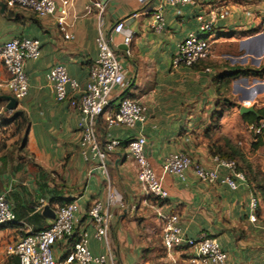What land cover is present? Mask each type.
<instances>
[{
	"label": "crops",
	"instance_id": "0c3cea01",
	"mask_svg": "<svg viewBox=\"0 0 264 264\" xmlns=\"http://www.w3.org/2000/svg\"><path fill=\"white\" fill-rule=\"evenodd\" d=\"M53 1L56 13L39 18L19 7L7 8L0 0V44L32 38L39 40L41 48L37 60L25 62L28 92L14 110H6L3 97L11 95L0 89V193L7 195L18 216V224L5 230L14 235L11 243L23 234L22 229L39 230L52 222L42 215L45 205L54 210L77 200L81 224L76 232L87 231L91 253L107 256L111 264H171L165 250L163 256L156 255L155 239H160L161 232L156 209L177 215L187 237L201 233L215 237L227 253L226 264H264L261 190L260 194L247 183L235 190L203 183L186 171L184 181L163 176L168 198L154 201L141 190L136 164L126 150L131 138L144 136L145 155L154 173L161 176L164 159L174 153H186L203 166L213 167L212 153L219 148L227 151V141L242 151L254 173L264 175V138H255L246 128L252 115L263 111L264 117V0H198L194 6H164V29L159 33L151 30L150 22L161 0H101L102 9L90 13L85 9L88 0H67L71 5L65 30L73 35L69 41L57 23L63 0ZM222 12L227 14L214 22L210 58L192 67H172L179 44L198 31L197 16L208 21ZM119 21L124 24L123 34L113 31ZM99 33L110 40L126 84L122 92L118 88L112 91L109 107L94 121L100 142H120L103 162L91 153L88 159L82 156L81 115L68 102L80 97L97 58L95 38ZM127 33L131 35L128 46L123 44ZM58 64L78 84L77 89L67 87L64 102L56 100L46 79ZM237 71L246 73L226 77ZM7 77L0 66V80ZM120 94L145 106L144 122L132 128H107L106 117L114 112ZM241 107L253 111L241 114ZM14 111L23 114L27 127L10 134L7 127L11 125L5 119ZM227 172L219 169L221 175ZM110 190L118 194L122 206L107 205ZM251 197L259 200L255 222L249 220ZM95 201L111 215L105 241L93 238L88 224L86 211ZM34 214L41 216L37 223L25 222ZM64 247L63 243L54 247L57 259L63 256ZM189 252L177 249L171 257L176 264H189Z\"/></svg>",
	"mask_w": 264,
	"mask_h": 264
},
{
	"label": "built area",
	"instance_id": "2783aa9c",
	"mask_svg": "<svg viewBox=\"0 0 264 264\" xmlns=\"http://www.w3.org/2000/svg\"><path fill=\"white\" fill-rule=\"evenodd\" d=\"M7 8L19 7L31 11L39 18L54 15L57 7L53 0H1ZM145 1V0H140ZM198 0H161L152 15L150 28L154 32L164 29V18L162 8L164 6H194ZM60 7V15L57 23L63 38L72 40L73 35L66 32L67 7L69 1L63 0ZM87 13L93 9L101 10V0H88L85 6ZM179 14L180 11H177ZM226 12L213 15L208 21L198 15L199 28L197 32L188 36L179 44L177 52L172 59V67H192L211 56V36L213 34L214 22L217 18L226 16ZM113 31L116 34L124 33V24L117 22ZM131 41L130 33L123 35V44L128 46ZM97 58L90 67L87 81L82 88L78 99L68 100L67 87L77 89L78 84L71 79L63 64L53 66L47 73L46 79L51 84L55 98L58 102L68 100L71 107H75L81 115L79 148L82 156L88 159L89 153L92 157L103 162L112 153L120 142L115 139L104 143L96 138L94 121L102 116L109 107L111 93L115 88L120 92L126 86L124 73L119 60L116 58L114 49L109 39L102 33L95 38ZM40 42L32 38H13L0 44V66L7 74V79L0 80V89H6L12 97L19 101L28 92V81L24 71L25 62L37 60L40 57ZM129 54V50H126ZM210 71V69H206ZM247 103H244L246 105ZM264 107V103H263ZM146 108L138 101L120 94L118 103L113 113L106 117L107 128L123 126L132 128L137 123L145 120ZM247 131L255 138H264V117L255 122L247 123ZM146 139L144 136L131 138L126 150L137 167V181L141 190L154 201H162L168 198V192L163 185V176L170 175L180 181L186 179V171H192L194 176L201 182L207 184H219L232 190L240 184H245L244 173L237 170L233 160H226L218 156H212L213 167L208 168L195 161L190 155L180 152L174 153L164 159L162 163V175L157 176L150 166L145 155ZM226 169V174H219V169ZM123 205L118 194L110 190L107 194V205ZM251 215L250 222L256 221V211L259 200L251 197L249 202ZM55 217L48 227L33 230L26 227L14 242L8 247V253L17 257L18 264H111L105 255H93L89 249V233L85 230L76 232L81 224V208L77 200L57 205L54 209ZM157 218L161 223V244L170 257L171 264H176L171 257L177 249H186L190 252L189 264H226L227 253L222 250L218 240L205 233L195 237L184 235L180 225L179 217L166 214L156 209ZM88 224L92 227V236L98 241H105L110 225L111 215L100 201L93 202L86 211ZM15 221L14 213L5 193H0V227L8 226ZM63 243L65 245L63 256L57 259L54 247Z\"/></svg>",
	"mask_w": 264,
	"mask_h": 264
},
{
	"label": "trees",
	"instance_id": "16d2710c",
	"mask_svg": "<svg viewBox=\"0 0 264 264\" xmlns=\"http://www.w3.org/2000/svg\"><path fill=\"white\" fill-rule=\"evenodd\" d=\"M262 71V70H261ZM264 71V70H263ZM262 71V72H263ZM238 72L240 73H246L244 71H237V72H234V73H227L226 74V77L227 78H232L233 76H235ZM260 72V73H262ZM259 73V74H260ZM262 114H263V111H259L258 112V115L257 116H253L252 115V118H251V122H255V121H258L259 119H261L262 117ZM23 117L22 118V121H21V126L22 124H25V128L24 130L26 129L27 127V121H26V118L23 116V114L20 112V111H14L13 112V117L11 120H16L17 117ZM20 126V125H19ZM23 130V129H21ZM20 131V130H19ZM225 147L227 148V151H222L220 148L215 150L213 153H212V156H218L219 158H222V159H226V160H233L235 161L236 165H237V170L241 171L244 173V176H245V180H246V183L251 185L253 188H260V187H263L264 189V175H260L259 173H254L251 169V165L247 162V160L245 159L244 157V154L242 153L241 150H239L238 148H236L235 146L233 145H230L227 141H225ZM259 175L261 176V180L256 182V179L259 177ZM263 185V186H262ZM262 190V189H260ZM264 197V196H263ZM263 203H264V198L262 199ZM259 208V207H258ZM258 210V209H257ZM13 211V210H12ZM14 213V211H13ZM17 213L18 215V211L15 212ZM22 215V214H21ZM15 216V221L14 223L10 224L9 226H12V225H16L18 224V216L16 217ZM20 217V216H19ZM22 217V216H21ZM41 219V216L39 214H34L33 216L31 217H27L25 218V222L29 223V224H35L37 223L39 220ZM48 227V225H45L43 226L41 229H44ZM162 245V244H161ZM163 247V246H162ZM164 249V248H163ZM11 263L12 264H18V259L17 257L13 256L12 259H11Z\"/></svg>",
	"mask_w": 264,
	"mask_h": 264
},
{
	"label": "rangeland",
	"instance_id": "374dc122",
	"mask_svg": "<svg viewBox=\"0 0 264 264\" xmlns=\"http://www.w3.org/2000/svg\"><path fill=\"white\" fill-rule=\"evenodd\" d=\"M12 117H13V113L11 114V116H8V118L7 119H5L6 121H7V124H10L11 125V128L9 127V125H8V127H7V129L8 130H10L9 131V133L11 134V133H14V132H16V130L17 131H19V130H21V129H23L24 130V128H25V124H22V126H21V121H22V118L23 117H17L16 118V120H11L12 119ZM20 125V126H19ZM18 144L20 145V141H18ZM257 173V172H256ZM261 177V176H260ZM258 180H261V178L260 179H258ZM263 186V185H262ZM260 189H262L261 191H262V194H263V196H264V189H263V187H260V188H258L257 190H259V193L261 194V191H260ZM264 198V197H263ZM262 195H261V200H260V209L261 210H264V203H263V201H262ZM261 202H262V204H261ZM10 229L11 228V226H3V227H0V264H11V259H12V257H13V255H10L9 253H8V247L10 246V245H13L14 243H11V240L13 239V233H12V231H5L6 229ZM8 229V230H9ZM11 230V229H10ZM155 242L157 243V245H158V247H157V250H156V255L157 256H159V257H161V256H163V254H164V249H163V247H162V245H161V238L160 239H155ZM158 264H163V262H157Z\"/></svg>",
	"mask_w": 264,
	"mask_h": 264
},
{
	"label": "water",
	"instance_id": "95a60500",
	"mask_svg": "<svg viewBox=\"0 0 264 264\" xmlns=\"http://www.w3.org/2000/svg\"><path fill=\"white\" fill-rule=\"evenodd\" d=\"M4 6L2 5V8ZM4 100L7 101V105H6V110L8 111H11V110H14L16 107H17V101L14 97L12 96H4L3 97ZM253 109L252 108H247V107H241L240 108V113L243 114V113H248V112H252ZM42 215L46 218V219H49V220H52L54 219L55 217V213H54V210L51 209V207L49 205H45L42 209Z\"/></svg>",
	"mask_w": 264,
	"mask_h": 264
}]
</instances>
